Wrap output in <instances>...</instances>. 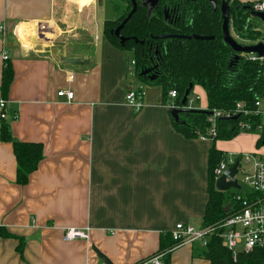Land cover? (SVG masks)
<instances>
[{
    "label": "crops",
    "instance_id": "obj_1",
    "mask_svg": "<svg viewBox=\"0 0 264 264\" xmlns=\"http://www.w3.org/2000/svg\"><path fill=\"white\" fill-rule=\"evenodd\" d=\"M98 2L0 0V98L6 52L15 73L7 100L17 115L12 134L44 148L20 185L13 145L0 137V226L16 235L0 237V264H105L97 251L111 264H138L176 224L202 226L212 140L174 127L162 88L143 84L126 51L96 27ZM139 87L144 105L136 111L126 95ZM199 97L208 109L207 96L205 106ZM242 134L251 133L216 147L254 151L256 144L241 145ZM71 226L88 228L89 239L65 241ZM200 245L179 246L171 264H210L195 256Z\"/></svg>",
    "mask_w": 264,
    "mask_h": 264
},
{
    "label": "trees",
    "instance_id": "obj_2",
    "mask_svg": "<svg viewBox=\"0 0 264 264\" xmlns=\"http://www.w3.org/2000/svg\"><path fill=\"white\" fill-rule=\"evenodd\" d=\"M221 1L218 0L219 4ZM144 2L145 0H121L123 7L115 6V9L120 11L119 16L104 20L102 25L103 34L114 47L132 54L134 74L143 84L160 86L166 103L171 100L170 91L175 90L177 97L174 102L180 105L186 90L193 84L190 95L193 94L195 86L202 87L210 111L234 113L238 103H242L243 110L257 109L256 102L264 99V61L252 59L249 54H240L236 58L238 54L223 39V19L219 6L214 9L207 0H160L159 5L150 13ZM242 4L240 0L229 4L230 29L237 33L243 43L253 44L263 39L264 33L257 29L258 23L252 20L257 17ZM246 4L253 5L250 1ZM134 5L137 6L135 13L121 29V34L128 38L123 44L114 31L122 24ZM165 9H168L170 19H166ZM167 34L213 36V39L159 38ZM148 69L151 74H156L154 80L148 75H141L142 71ZM14 76V68L8 58L5 60L1 81V95L6 100ZM136 92L143 93L142 87L136 88ZM7 113L8 117L1 119L0 137L2 141L12 143L17 160L16 182L26 185L31 173L38 168L44 157V148L39 143L16 139L10 128V120L16 119L17 116L8 108ZM236 115H239L237 119L220 118L218 134L211 139L209 201L202 226L212 225L222 219L226 215L225 206L232 202V195L215 188L214 170L227 154L216 147V142L232 140L241 133L254 134L257 127L263 123L262 117L252 112ZM172 120L174 127L188 138L206 136L211 127L208 115L200 112L182 113L179 122L174 118ZM242 122L250 124L251 129L242 128ZM261 131L262 136L256 141V147L264 141V125ZM15 236L0 226V237ZM177 244L172 232L162 233L159 250L155 255H162L163 264H171V255L178 248ZM200 244L194 254L209 260L210 264H264V248L241 252L235 259L216 235H212L205 245Z\"/></svg>",
    "mask_w": 264,
    "mask_h": 264
},
{
    "label": "built area",
    "instance_id": "obj_3",
    "mask_svg": "<svg viewBox=\"0 0 264 264\" xmlns=\"http://www.w3.org/2000/svg\"><path fill=\"white\" fill-rule=\"evenodd\" d=\"M255 11L264 13V0H257L253 3ZM262 21V20H261ZM257 29L264 33V21L261 22V27ZM260 41L264 42V38ZM257 41L255 43H258ZM253 43V44H255ZM252 59H260L264 61V57H259L257 54H249ZM4 60L9 58L6 52L3 53ZM59 96L66 97L68 100L75 98L73 90H61ZM171 104L170 107L180 106L175 104L177 92L170 91ZM199 96L189 95L186 105L182 106L187 109H200L198 105ZM127 103L136 111L143 107V93H137L136 89H131L126 95ZM263 100L256 102L257 109L254 111L243 110L242 103L237 104L234 113H226L222 110H212V114L208 115V122L211 127L208 130V135L200 136L203 139H212L218 134L219 119L236 115L244 112L245 114L254 113L262 117L264 125V108L262 107ZM7 100L0 98V119H6ZM17 116V115H16ZM262 125L256 129L258 139L262 136ZM242 128L251 129L248 123H240ZM257 139V140H258ZM243 161L250 164V168L243 167ZM236 162H239L235 178L242 175V181L247 186V189L242 190L240 185L236 193L232 194L231 210L216 223L208 226L195 227L190 224H176L172 235L175 241L178 242L177 247L183 244H192L200 242L205 245L212 235H216L221 239L224 248L228 249L236 259L241 252H250L255 248H264V141L260 146L252 152L231 154L227 153L225 158L215 168V178L220 177L225 170L232 167ZM90 237L88 228H79L75 226L68 227L64 230L63 238L65 241L88 240ZM162 255H153L138 264H163Z\"/></svg>",
    "mask_w": 264,
    "mask_h": 264
},
{
    "label": "water",
    "instance_id": "obj_4",
    "mask_svg": "<svg viewBox=\"0 0 264 264\" xmlns=\"http://www.w3.org/2000/svg\"><path fill=\"white\" fill-rule=\"evenodd\" d=\"M188 1H196V0H188ZM214 8L217 7V2L216 0H208ZM159 0H147L145 4H152V7H156L158 5ZM244 8L251 10V14L262 21H264V13L260 11H255L252 5H247ZM137 9V6L134 5L133 9L131 12L128 14V16L123 20L122 24L118 26L114 33L115 35L119 38L121 43H125L128 41V38L124 37L121 34V29L124 26V24L132 17V15L135 13ZM221 13H222V33H223V39L224 41L238 54L236 58L239 57L240 54H257L259 57H264V42L260 41L255 44H242L240 43L237 39H235L231 33L230 29V5L229 1L225 0L222 2L221 7H220ZM167 11H166V17H167ZM166 37H176L179 39H213V36H201V35H194V36H189V35H174V34H168V35H161L159 38H166ZM136 41H138L136 39ZM141 43H143L141 41ZM74 59H71L73 61ZM151 70H144L141 72V75H148L151 80H154L157 76L156 74H151ZM194 85L190 84L189 88L186 90L185 94L183 95L181 99V107L180 106H175L170 108V114L174 118L175 121L179 122L180 121V114L182 113H187V112H200L206 115H211L212 111L208 109H187L182 106L186 105L187 99L193 89ZM239 115H231L228 117H225L227 119H237ZM239 166V162H236L232 167L228 168L223 172V174L216 178L215 181V188L218 191H229L232 188L239 189L240 185L238 184V180L235 178L236 172H237V167ZM231 210V205L228 204L224 208V212L227 213ZM97 251V250H96ZM98 255L101 257V259L105 262V264H111V261L101 252L97 251Z\"/></svg>",
    "mask_w": 264,
    "mask_h": 264
},
{
    "label": "rangeland",
    "instance_id": "obj_5",
    "mask_svg": "<svg viewBox=\"0 0 264 264\" xmlns=\"http://www.w3.org/2000/svg\"><path fill=\"white\" fill-rule=\"evenodd\" d=\"M248 1H252V0H248ZM116 5H119L120 7H123V4L121 3V0H99L98 2V5H97V8H96V11H95V14H94V21H95V24H96V27L97 28H102V24L104 23V20L106 19H112V18H116L119 16V13L120 11L118 12L116 9H115V6ZM253 22H257V23H260L262 21H260L258 18H252ZM261 25V23H260ZM231 33L233 35V37L235 39H237L239 42L243 43L242 42V39L239 38V36L237 35V33H235L233 30H231ZM126 54H127V63H128V66L133 68L132 66V54L130 52H127L126 51ZM192 95H199L201 96V104L200 106H205L206 105V96H205V93L203 91L202 88L200 87H195L194 90H193V94ZM263 103H264V100H263ZM258 133H254V134H242V136H240L239 138H237L239 141H241V145L244 146L246 149H251L252 147L254 148L255 144H256V139H258ZM220 145L223 146V148L226 150V149H229V151L227 153H231V154H235L234 152H230V151H233L232 149H237L239 146H237L236 144H232L231 142L230 143H225V142H220L219 143ZM227 151V150H226ZM243 167L246 168V169H249L250 168V164L243 161ZM239 181H240V185L242 186V190H245L247 189V186L244 184V182L242 181L243 177L242 175H238L237 176ZM238 190L236 189H230L229 191H227V195H232L234 193H236Z\"/></svg>",
    "mask_w": 264,
    "mask_h": 264
},
{
    "label": "flooded vegetation",
    "instance_id": "obj_6",
    "mask_svg": "<svg viewBox=\"0 0 264 264\" xmlns=\"http://www.w3.org/2000/svg\"><path fill=\"white\" fill-rule=\"evenodd\" d=\"M146 1L147 0H145V2L143 3L145 6H147L148 8H149V12L151 13V11L153 10V9H155L158 5H159V2H160V0H159V2H158V5L156 6V7H152V4L151 3H149V4H145L146 3ZM185 1H188V0H185ZM197 1V0H196ZM208 1V0H207ZM223 1H225V0H222L221 2H220V4H219V2H218V0H216V2H217V7L219 6V7H221V4H222V2ZM229 1V4L231 3V2H233V1H235V0H228ZM241 2H243V4H242V6H247V5H249V4H246V2H244V1H242V0H240ZM209 2V1H208ZM210 3V2H209ZM210 5H212L211 3H210ZM213 7V6H212ZM217 7L216 8H214V9H217ZM166 11L168 12V9H165V17H166ZM170 19V15H169V12L167 13V17H166V19ZM169 22H171V20H169ZM168 35V34H167ZM241 43V42H240ZM242 44H245V43H242Z\"/></svg>",
    "mask_w": 264,
    "mask_h": 264
}]
</instances>
